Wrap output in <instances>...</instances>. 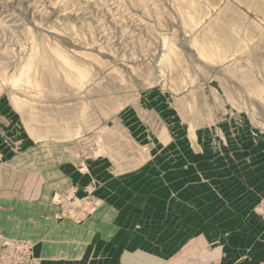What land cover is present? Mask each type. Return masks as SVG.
Returning <instances> with one entry per match:
<instances>
[{
	"label": "rangeland",
	"instance_id": "374dc122",
	"mask_svg": "<svg viewBox=\"0 0 264 264\" xmlns=\"http://www.w3.org/2000/svg\"><path fill=\"white\" fill-rule=\"evenodd\" d=\"M255 187L264 0H0V264H44L47 220L104 214L141 232L131 207L147 203L153 237L156 203L197 215L165 228L172 243L240 215L264 223ZM14 220L18 237L1 227Z\"/></svg>",
	"mask_w": 264,
	"mask_h": 264
},
{
	"label": "crops",
	"instance_id": "0c3cea01",
	"mask_svg": "<svg viewBox=\"0 0 264 264\" xmlns=\"http://www.w3.org/2000/svg\"><path fill=\"white\" fill-rule=\"evenodd\" d=\"M262 192L255 187L249 194L255 198L260 194L264 196ZM14 206L16 208L8 211V214L20 218L22 208L35 210L36 204L15 203ZM180 208L174 203L169 208L156 203L154 213L158 219L157 227L163 230L160 237H153L149 232L150 224L155 226L156 223L150 220L149 213L154 209L149 210L148 203L147 206L131 207L146 217V221L141 224V232L131 223L104 222L105 219L101 218L104 214L97 216L85 227L61 225L57 221L47 220V240L39 238L37 250L44 257V264H259L264 261V223L253 215H240L237 221L230 223L224 219V226L217 229L220 230L218 234H215L213 227H208L201 233H192L184 238L180 231L173 243L168 242L166 227L199 225L197 215L194 214L190 217L184 215L183 220L181 211L185 209ZM2 212L7 214L6 210ZM118 213H122V208H112L109 212L110 215ZM32 215L35 218L37 212ZM19 224L20 221L14 220V223H3L1 227L8 233L13 231L11 233L18 237L16 233L20 232ZM209 225L214 224L211 222ZM42 229H39L40 234ZM35 231L37 233L38 229ZM89 238L90 241L87 240Z\"/></svg>",
	"mask_w": 264,
	"mask_h": 264
},
{
	"label": "built area",
	"instance_id": "2783aa9c",
	"mask_svg": "<svg viewBox=\"0 0 264 264\" xmlns=\"http://www.w3.org/2000/svg\"><path fill=\"white\" fill-rule=\"evenodd\" d=\"M263 209H264V203H263V207H262V209H261V210L263 211ZM263 214H264V212H263Z\"/></svg>",
	"mask_w": 264,
	"mask_h": 264
}]
</instances>
